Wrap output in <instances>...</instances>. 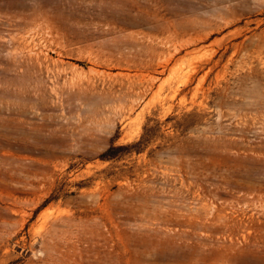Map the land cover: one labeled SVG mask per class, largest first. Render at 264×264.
I'll return each mask as SVG.
<instances>
[{"label": "rangeland", "instance_id": "rangeland-1", "mask_svg": "<svg viewBox=\"0 0 264 264\" xmlns=\"http://www.w3.org/2000/svg\"><path fill=\"white\" fill-rule=\"evenodd\" d=\"M0 264H264V0H0Z\"/></svg>", "mask_w": 264, "mask_h": 264}, {"label": "trees", "instance_id": "trees-1", "mask_svg": "<svg viewBox=\"0 0 264 264\" xmlns=\"http://www.w3.org/2000/svg\"><path fill=\"white\" fill-rule=\"evenodd\" d=\"M122 149H123V146L116 147L115 145H112L106 152L105 159H108V160L118 159L120 157L118 156L119 155L118 151Z\"/></svg>", "mask_w": 264, "mask_h": 264}]
</instances>
